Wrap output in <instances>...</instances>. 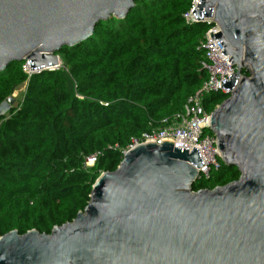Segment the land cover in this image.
I'll return each instance as SVG.
<instances>
[{
	"label": "water",
	"instance_id": "water-1",
	"mask_svg": "<svg viewBox=\"0 0 264 264\" xmlns=\"http://www.w3.org/2000/svg\"><path fill=\"white\" fill-rule=\"evenodd\" d=\"M136 1L0 0V72L27 60L31 70L59 69L64 48L124 19ZM193 14L219 25L210 34L236 67L210 130L239 179L194 191L204 165L197 148L139 144L97 178L73 221L0 236V264H264V0H200ZM17 104L13 94L2 101L0 120Z\"/></svg>",
	"mask_w": 264,
	"mask_h": 264
},
{
	"label": "trees",
	"instance_id": "trees-1",
	"mask_svg": "<svg viewBox=\"0 0 264 264\" xmlns=\"http://www.w3.org/2000/svg\"><path fill=\"white\" fill-rule=\"evenodd\" d=\"M191 4L137 0L124 19L102 21L90 39L64 48L63 67L28 76L21 61L0 72V103L26 83L23 99L0 120V236L33 229L50 234L73 221L132 139L185 114L208 78L201 42L209 25L187 23ZM227 97L205 93V111L211 114ZM239 177L237 167L221 162L193 190Z\"/></svg>",
	"mask_w": 264,
	"mask_h": 264
},
{
	"label": "built area",
	"instance_id": "built-area-1",
	"mask_svg": "<svg viewBox=\"0 0 264 264\" xmlns=\"http://www.w3.org/2000/svg\"><path fill=\"white\" fill-rule=\"evenodd\" d=\"M199 1L192 0L191 8L185 14V19L188 24L204 22L209 25L201 42V47L206 56V60L202 62V65L208 74V78L203 87L188 99L184 115L179 116L168 127L146 132L141 138L132 139V144L127 150L142 143L153 142L161 145L162 141H173L174 147L188 149L189 152H192L195 147L198 149L200 159L204 163L202 167L198 168L200 171L199 179H201L209 178L212 171L219 169L221 166L217 139L214 134L208 131L210 129V114L205 111L202 98L205 93L210 91H222L231 94L232 90L222 88L221 84L223 80L231 79L230 75L236 72V67L231 63V60L229 61L231 57L228 54L225 56L221 53L224 46L218 37L213 39L210 34L215 35V33L221 32L219 25L214 22L213 18H204L203 20L195 18L193 11ZM22 69L28 76L41 72V69L31 70L29 60L24 61ZM90 161L94 162V158Z\"/></svg>",
	"mask_w": 264,
	"mask_h": 264
},
{
	"label": "rangeland",
	"instance_id": "rangeland-1",
	"mask_svg": "<svg viewBox=\"0 0 264 264\" xmlns=\"http://www.w3.org/2000/svg\"><path fill=\"white\" fill-rule=\"evenodd\" d=\"M61 59H62V57H61ZM61 67H63V60H62V65H61ZM67 78H68V80H69V82H70V86H73V81H72V79L70 78L69 75H67ZM25 91H26V83H24V84L18 86V87L14 90L13 95H14V97L16 98V103H19V102L23 99V96H24V94H25ZM92 164H93V162L89 161L88 165H92Z\"/></svg>",
	"mask_w": 264,
	"mask_h": 264
}]
</instances>
